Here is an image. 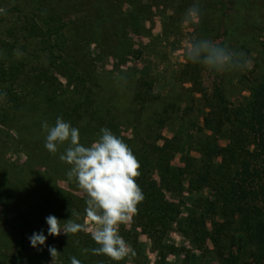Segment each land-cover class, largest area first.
Returning a JSON list of instances; mask_svg holds the SVG:
<instances>
[{
	"label": "rangeland",
	"instance_id": "rangeland-1",
	"mask_svg": "<svg viewBox=\"0 0 264 264\" xmlns=\"http://www.w3.org/2000/svg\"><path fill=\"white\" fill-rule=\"evenodd\" d=\"M62 1L66 22L74 20L79 24L83 13H89L96 20L98 15L101 17L102 14L107 15L111 12L106 8L99 13L97 0ZM134 1L132 5L125 0L121 2L125 13L124 24L128 29V40L120 49L117 50L109 44L99 45L83 30L84 34L80 35L83 38V52L95 60L93 66L96 73L106 78L100 87L99 99L105 104L101 107L110 109L111 103H107V100L111 96L122 105L119 111L111 108V112L102 113L103 116L116 121H118L116 118L122 120L123 110L131 99L136 80L140 77H147L154 82L155 94L171 97L184 90L183 97L198 101L201 95L195 93L191 96L188 93L190 84L180 83L178 76L188 61L185 57V44L189 39H198L203 23H206L208 29L214 30L213 34H222L224 29H228L231 33L230 41H232L228 47L232 50H234L232 48L235 45L234 42L246 40V46L250 48L252 54L250 63L243 71L217 73L202 67L198 76L199 84L194 85V88L202 89V93L211 98L215 86L222 78L229 80L235 75V80L228 83H237L240 76L251 80L250 73L255 68V62L263 67L261 57L264 56V0H244L246 3L240 8L232 6L233 0H205L206 3L211 4L209 10L200 16L198 25L189 26H184L182 20L195 0ZM12 3L7 0L1 8L2 12H5ZM108 3L110 5V0ZM18 5L25 12L32 9L30 0H20ZM220 10H227L226 18L222 19L224 13L221 14ZM20 24L21 20L15 13L8 15L1 23L0 58L5 56L4 49L7 48L1 46L3 41L5 45L6 43L9 44L8 46L13 45V56L8 57L10 62L23 60L28 63L34 62L33 65H35L36 57H39L42 63L38 67L45 69L42 77L44 79L49 77L50 80L46 81L39 91L32 84L24 89L22 86L28 84L30 78L35 75L34 68L31 64H27L23 68L24 78L14 83L13 90L21 98L27 93V98L21 99L25 100L26 104L14 117L12 124L0 122V264H52L48 247L54 246L58 251V246L70 243L74 235L61 232L59 236H49L47 232L49 226L45 218L54 215L62 224L70 218L77 223H86L84 209L88 197L74 179H68L66 174L70 170V165L59 160V155L67 147V143L59 146L56 155L45 148L47 133L42 128V124L47 122L49 126H54L56 121L50 117L49 112H45V96L55 91V88L61 90V87L67 86V82L54 66L49 65V55L42 49L39 39L30 38L20 31ZM251 37H254L255 42L252 47L249 46ZM213 42L219 43L220 40L215 38ZM129 49L132 53H129ZM254 52L258 55H254ZM25 76L28 77L27 80H24ZM2 88L3 85L0 84V90ZM22 88L25 90L24 93L21 91ZM218 95V93L215 94V99H218ZM66 97L68 96L64 93L62 98ZM2 100L0 98V104ZM156 106L158 102L152 103L148 111H154ZM186 108V105L182 104L181 111L176 115L178 118L175 119V116H172V120L160 130V140L169 142L174 136L178 137L179 150L171 164L176 170L184 168L186 157L192 156L199 159L203 157V154H195L193 149L197 138L207 133L201 132L205 111L199 108V102L193 105L191 111L185 110ZM76 128L79 129L80 142L84 146H90L102 134L101 131L90 134L83 124ZM118 133L123 138L133 137V130L123 124L119 126ZM162 143L160 141L159 145ZM219 144L224 146L226 139L221 136ZM187 187L188 182L184 181L179 195L176 193L173 197L172 194H166L167 199L178 206L177 221L185 219L190 214L198 216L200 211L197 208V198L207 196L205 192L189 193ZM73 210L80 214L79 218L72 216ZM180 228L183 227L176 223H173L166 231L157 228L159 232L155 234L156 241L161 240L166 247L162 248L161 253L158 247L154 246L153 239L135 224L132 217L128 223L119 226V235L135 251V256L129 254L121 261H114L110 257L102 261L97 255L90 254L92 252H87L86 256L90 260H95L94 264H161L162 262L164 264H230L229 262H235L234 260L237 261L232 264H258L250 258L251 250L245 234L238 235L232 242L230 248L234 256L229 257L226 252L220 262L216 248L209 240L213 231L208 220H205L207 235L195 245L196 247L180 232ZM41 231L47 239L45 245L38 246L40 249L38 251L31 246L28 237L34 232ZM80 233L86 237L88 249L98 247V245L93 247L89 240L91 238L89 233ZM22 243L25 247L20 253ZM235 255H238L239 259ZM55 264H65L60 254Z\"/></svg>",
	"mask_w": 264,
	"mask_h": 264
},
{
	"label": "trees",
	"instance_id": "trees-1",
	"mask_svg": "<svg viewBox=\"0 0 264 264\" xmlns=\"http://www.w3.org/2000/svg\"><path fill=\"white\" fill-rule=\"evenodd\" d=\"M10 1L13 2L12 5L5 12H0V25L8 15L15 13L21 20L20 31L30 38L39 39L42 49L49 55V65L54 66L67 82V86L61 87V90L55 88V91L45 96V112H49L54 119L63 118L73 127L83 124L90 134L107 128L120 137L118 128L122 124L133 130L132 138L120 137L140 164L141 174L136 178V183L142 190L144 199L137 205L133 221L153 239L154 246L162 253V248L166 247L161 240L156 241L155 234L159 232L157 228L166 231L173 223L183 227L180 232L195 246L207 235L205 220H208L213 231L209 240L216 248L220 262L226 252L229 257L234 256L230 248L232 242L238 235L245 234L251 250L250 258L255 263L264 264V56L261 57L263 67L255 62V68L250 73L251 80L240 76L237 83H228L235 80V75L229 80L222 78L219 83L221 86H215L211 98L203 94L202 89L194 88V85L199 84L198 76L202 66L188 60L179 73L178 81L189 83L191 87L188 93L191 96L200 94L198 101L183 97L184 90L171 97L155 94L154 82L147 77H140L123 110L122 120L116 118V121L102 113H110L111 108L119 111L122 105L111 96L107 100V103H111L110 109L101 107L105 104L99 99L100 87L106 78L96 73L93 66L95 60L83 52V38L80 35L88 33L99 45L109 44L120 49L128 40V29L123 20V0H110V5L109 0H97L99 13L106 8L111 12L102 14L101 17L97 13L96 20L89 13H83L79 24L74 20L65 21L62 0H30L32 9L29 12L18 5L20 0ZM125 1L129 5L135 2ZM6 2L7 0H0V10ZM194 3L199 5L200 16L211 5L205 0H195L191 5ZM245 3L244 0H233L232 6L240 8ZM220 13H224L222 19L226 18L227 10H220ZM213 31L203 23L198 39L213 41L217 38L221 45L232 42L228 29H224L222 34H213ZM245 42H234L232 48L244 52L249 60L252 52ZM1 43V46L7 48L4 49L5 56L0 58V84L3 85L0 90V98L3 99L0 104V122L12 124L14 117L26 104L21 99H26L27 93L21 98L13 91L14 83L24 78L23 68L31 64L35 71L28 84L22 86L24 89L32 84L39 91L50 79L42 77L45 69L38 67L42 63L39 57H36L35 65L34 62L23 60L10 62L8 57L13 56V45H5L3 41ZM249 43L251 47L254 45V37H251ZM129 53H132L130 49ZM254 55L258 53L254 52ZM27 78L25 76L24 80ZM23 88L21 91L24 93ZM64 93L68 97L62 98ZM217 93L218 99H215ZM157 102L156 109L149 112L151 104ZM198 102L199 108L205 111L201 132L207 133L197 138L193 151L195 154H203V157H186L184 168L176 170L171 164L179 150L178 137L174 136L169 142L160 140V130L172 120V116L178 118L176 115L181 111L182 104L186 105L185 110L191 111ZM221 136L226 139L224 146L219 144ZM160 141L163 142L161 145ZM184 181L188 182L187 192H205L207 196L197 198V208L200 211L198 216L190 214L177 221L178 206L170 202L166 194H172L173 197V194L179 195ZM89 240L93 247L97 245L92 238ZM86 241V237L77 233L70 243L58 246L65 264H71L73 256L81 264H94L95 260H90L86 256L88 253L82 252L87 248ZM24 247L22 243L20 253L24 251ZM97 256L102 261L108 258L106 255ZM235 256L238 258V255Z\"/></svg>",
	"mask_w": 264,
	"mask_h": 264
},
{
	"label": "clouds",
	"instance_id": "clouds-1",
	"mask_svg": "<svg viewBox=\"0 0 264 264\" xmlns=\"http://www.w3.org/2000/svg\"><path fill=\"white\" fill-rule=\"evenodd\" d=\"M2 11V10H0ZM200 8L198 3L189 7L183 17L184 26L198 25ZM185 57L193 64H199L213 72H225L247 68L250 60L245 53L234 51L227 44L221 45L209 39H189L185 44ZM47 133L45 148L56 155L59 146L67 143V147L59 155V160L70 165L67 172L69 180H75L78 187L87 195L84 209L86 223H77L71 218L61 223L54 215L47 216L46 223L49 236H59L87 232L98 247L91 250L93 255H106L114 261H121L135 251L119 235V226L128 223L137 212V205L144 196L136 178L140 176V164L129 146L111 130L102 128L97 141L90 146L80 142L79 129L73 127L63 118H57L54 126L47 122L42 124ZM72 216L79 218L78 212ZM33 248L45 245L47 237L43 231L34 232L28 237ZM48 251L52 264L59 255L54 246ZM71 264H81L71 257Z\"/></svg>",
	"mask_w": 264,
	"mask_h": 264
}]
</instances>
